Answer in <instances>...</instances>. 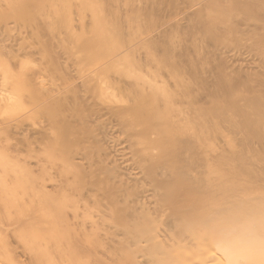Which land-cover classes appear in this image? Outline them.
Returning <instances> with one entry per match:
<instances>
[{
	"label": "bare ground",
	"instance_id": "bare-ground-1",
	"mask_svg": "<svg viewBox=\"0 0 264 264\" xmlns=\"http://www.w3.org/2000/svg\"><path fill=\"white\" fill-rule=\"evenodd\" d=\"M0 264H264V0H0Z\"/></svg>",
	"mask_w": 264,
	"mask_h": 264
}]
</instances>
